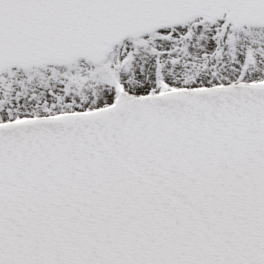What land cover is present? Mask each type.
<instances>
[{
	"label": "snow or ice",
	"instance_id": "6c2138e0",
	"mask_svg": "<svg viewBox=\"0 0 264 264\" xmlns=\"http://www.w3.org/2000/svg\"><path fill=\"white\" fill-rule=\"evenodd\" d=\"M0 264H264V0H0Z\"/></svg>",
	"mask_w": 264,
	"mask_h": 264
}]
</instances>
